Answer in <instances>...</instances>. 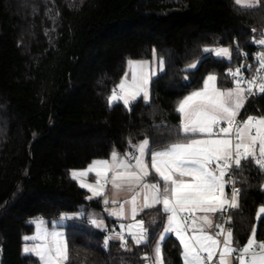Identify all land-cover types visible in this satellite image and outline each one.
Wrapping results in <instances>:
<instances>
[{
    "label": "trees",
    "instance_id": "16d2710c",
    "mask_svg": "<svg viewBox=\"0 0 264 264\" xmlns=\"http://www.w3.org/2000/svg\"><path fill=\"white\" fill-rule=\"evenodd\" d=\"M261 34L264 0L256 9L238 7L234 0H0L3 263L39 264L23 253V237L35 231L33 221L101 209L100 199H86L90 193L71 171L110 158L113 148L121 155L133 153L132 145L145 138L153 150L174 141L175 135L165 129L158 133L153 125L163 123L174 131L180 122L178 102L202 87L209 74L217 76L221 88L232 87L227 70L246 63L242 50L252 52ZM218 46L230 47L231 61L203 53ZM153 50L165 60V70L151 80L150 101L137 99L131 111L122 101L110 107L108 97L125 76L128 61L153 60ZM201 60L197 69L187 70ZM243 115H264V95ZM244 164L243 171H235L240 208L230 211L240 247L254 225L257 240L264 241V214L256 219L264 206V171L254 162ZM85 217L63 226L70 264H149L165 221L159 208L145 210L139 219L154 235L147 246L126 238L131 251H125L119 241L105 250V231ZM161 247L164 264H183L173 235Z\"/></svg>",
    "mask_w": 264,
    "mask_h": 264
},
{
    "label": "snow or ice",
    "instance_id": "6c2138e0",
    "mask_svg": "<svg viewBox=\"0 0 264 264\" xmlns=\"http://www.w3.org/2000/svg\"><path fill=\"white\" fill-rule=\"evenodd\" d=\"M234 3L241 8L256 9L261 0H234ZM254 43L264 46V34L254 38ZM203 53L213 54L218 60L232 59V51L226 47H205ZM153 55L155 58V50ZM208 58V55L204 56V59ZM256 61L259 67L251 78H246L241 71L245 65L235 70L229 68L228 75L234 87H217V76L209 74L202 88L180 100L175 109L180 122L174 131L163 123L153 125L158 133L165 129L168 136H176L174 141L164 144L159 150L151 149L149 139L145 138L132 145L134 153L121 156L113 148L110 159L94 160L86 170L71 171L72 179L91 194L86 199L103 198L104 211L109 216L128 218L130 215L133 221L128 225L121 224L120 232L104 237L102 247L105 250L110 248V242L119 241L122 249L131 251L125 231L136 245L147 246L150 235L154 233L150 234L144 220L136 217L144 209L160 205L163 214L167 215V225L164 235L155 245L153 264H164L161 245L169 233L175 234L182 247L183 264H264V241L257 240L256 226L252 227L251 235L240 247L239 241L234 240L230 214V210L240 208L241 196V189L235 187L230 174L243 171L244 162H254L259 170L264 171V115H250L245 120H237L250 96L264 94V75H261L264 72V52L256 55ZM197 63H203V60ZM197 63L188 65L187 70L197 69ZM128 66V72L108 97V105L111 107L122 101L131 111V105L139 97L145 103L150 101L149 85L156 70L147 61L129 60ZM164 69L165 60L160 58L158 71L163 72ZM149 154L150 165L145 159ZM153 172L159 179L149 183L148 178ZM89 173L95 174V183H86L83 179ZM226 176L229 179L226 180ZM109 184L111 196L107 195ZM226 184L233 185L230 196L225 192ZM122 193L131 196L120 203ZM110 203L119 204V207L109 208ZM126 205L129 206L127 212ZM261 214H264V206L256 214L258 222L262 219ZM217 215L222 223H214L213 217ZM82 217H85L84 212L64 213L59 223ZM85 218L90 226L106 230L99 214L88 213ZM32 223L36 232L23 237V253L37 257L39 264H70L69 241L65 232L55 227L49 230L42 219ZM144 259L149 258L146 256Z\"/></svg>",
    "mask_w": 264,
    "mask_h": 264
},
{
    "label": "crops",
    "instance_id": "0c3cea01",
    "mask_svg": "<svg viewBox=\"0 0 264 264\" xmlns=\"http://www.w3.org/2000/svg\"><path fill=\"white\" fill-rule=\"evenodd\" d=\"M135 61H143V60H135ZM147 61V60H146ZM158 58L157 57H155L153 60H148L147 62H148V65L152 68V69H154V70H156V75L155 76H157V75H159L160 73H162V72H159L158 71ZM128 70H129V66H128V69H127V71L126 72H128ZM165 70V69H164ZM164 72V71H163ZM129 76H130V73H129ZM155 76H153V77H155ZM152 77V78H153ZM152 80V79H151ZM150 83H151V81H150ZM216 83H217V87H219V88H221L220 86H219V84H218V79H217V81H216ZM235 85H233L232 87H234ZM231 88V87H230ZM223 89V88H222ZM139 99V98H138ZM247 103V102H246ZM246 103H245V107H246ZM245 107L243 108V109H241V114L243 113V111L245 110ZM240 114V115H241ZM239 115V116H240ZM238 116V117H239ZM248 116H250V115H246V118L248 117ZM251 116H253V115H251ZM237 117V118H238ZM224 126H226V125H224ZM134 153V152H133ZM121 156H123V155H121ZM108 159H110V158H108ZM145 159L149 162V165H150V154L149 155H147L146 157H145ZM133 163H134V161H132ZM88 167H86V168H84V169H76V170H86ZM84 180H85V182L86 183H95V180H96V177H95V174L94 173H89V175L86 177V178H83ZM159 178L158 177H156L155 176V174H154V172L152 173V176H150L149 178H148V181L147 182H149V183H153V182H156L157 180H158ZM227 179H229V177H227L226 176V180ZM77 181V180H76ZM228 189H229V184H226V186H225V192H226V194H227V192H228ZM263 189H264V185H263ZM111 191H112V189H111V185L109 184L108 185V190H107V195H109V196H111ZM91 195V194H90ZM130 196H131V194H127V193H122L121 194V196H120V203H123L124 202V200L125 199H130ZM94 199H100V201H101V204H102V208L101 209H99V210H93V211H90V212H88V213H96V214H99L102 218H103V220H104V224H105V226H106V230H104V231H107V230H113V231H116V230H118V229H121V224H124V225H128V224H131V223H133V221H132V219H131V217H130V215L128 216V218H117L116 216H109L108 215V213L107 212H105L104 211V208H105V205L103 204V198H94ZM108 207L109 208H118L119 207V204H116V205H113V204H109L108 205ZM156 208H159L161 211H162V206H160V205H158ZM125 210H126V212L129 210V206L128 205H126L125 206ZM145 210H147V209H144V211ZM143 211V212H144ZM143 212H140L138 215H137V217H136V219L137 220H140L139 219V216H140V214L141 213H143ZM87 213V214H88ZM87 214H85L86 216H87ZM261 215H263V214H261ZM107 219H109L110 221H112L111 223H108V220ZM43 221H45V223H46V226L49 228V230H52L53 229V227H55L57 230H59V231H63V232H65V229H64V225L69 221V220H66V221H63L62 223H59V221H60V219L59 220H57V221H53V222H50V221H48V220H46V219H42ZM213 220H214V223H219V221H220V217H219V215H217V216H214L213 217ZM167 225V215L165 214V221H164V225H163V229H162V231H161V233L162 232H164V227ZM218 229H216L215 231H217ZM210 232L211 231H213V230H209ZM35 232H36V229H35V231L32 233V234H28V235H25V236H32V235H34L35 234ZM66 234V233H65ZM125 234L126 235H128L127 234V231H125ZM166 235H173L174 237H175V234L174 233H169V234H166ZM24 236V237H25ZM176 238V237H175ZM23 241H24V239H23ZM28 243H31V241H29ZM24 244H25V241H24ZM24 244H23V247H24ZM237 264H238V262H237Z\"/></svg>",
    "mask_w": 264,
    "mask_h": 264
},
{
    "label": "built area",
    "instance_id": "2783aa9c",
    "mask_svg": "<svg viewBox=\"0 0 264 264\" xmlns=\"http://www.w3.org/2000/svg\"><path fill=\"white\" fill-rule=\"evenodd\" d=\"M253 45L255 46V49H254L252 52H247V51H243V50H242V52H241L242 57L244 58V60H246V63H242V64H241V65H245V67L242 68L241 71L243 72V74H244V76H245L246 78H251V76H252L253 74H255L256 69L259 67V65H258V63H257V61H256V55H257L258 53H260V52H264V46L257 45L256 43H254V41H253ZM247 60H248V61H247ZM249 65H251L252 67L249 68V67H248ZM239 66H240V65H238V66H234V67H230V68H232L233 70H235V68H236V67H239ZM228 70H229V69H228ZM228 70H227V75H228ZM261 75H264V72H261ZM228 76H229V75H228ZM229 78L231 79L230 76H229ZM231 80H232V79H231ZM116 90H117V92L119 91L118 88H117ZM262 95H264V94H256V95L250 96V97L248 98V101H247V103H246V107H245V108H247V106L249 105V103H251L253 100H255L256 98H258V97H260V96H262ZM245 119H247V118H246V116L243 115V113L237 118V120H241V121H242V120H245ZM230 175H231V179L235 180V187L238 188L236 172L234 171V172H232ZM232 186H233V185L229 184V189H228V192H227V195H229V196H230V194H231ZM230 211H231V210H230ZM225 219H226V216H225ZM222 222H223V220L220 218L219 223H222ZM225 227H228V225L225 224ZM120 231H121V229H118V230H116V231H113V230H107V231H105V234H106V235H109V234L112 233V232H117V233H118V232H120ZM217 231H218V230H217ZM124 234H125V233H124ZM125 237H126V238H130V236H128V235H126V234H125ZM221 239H222V237H221ZM150 259H151V260H150V263H149V264H153L152 256H151ZM0 264H4V263H3V255H2V254H0Z\"/></svg>",
    "mask_w": 264,
    "mask_h": 264
},
{
    "label": "rangeland",
    "instance_id": "374dc122",
    "mask_svg": "<svg viewBox=\"0 0 264 264\" xmlns=\"http://www.w3.org/2000/svg\"><path fill=\"white\" fill-rule=\"evenodd\" d=\"M220 47L230 48L229 46H218V47H215V48H220ZM195 63H197V62H195ZM198 65H199V63H197V66H198ZM214 75H215V74H214ZM206 78H207V76H206ZM206 78H205V79H206ZM205 79H204V80H205ZM203 82H204V81H203ZM202 87H203V85H202ZM202 87H200V88H202ZM200 88L194 89L193 91L199 90ZM193 91H192V92H193ZM190 93H191V92H190ZM190 93H189V94H190ZM186 96H187V95H186ZM139 98H141V97H139ZM150 98H151V97H150ZM161 235H164V232H162V233L160 234V236H161ZM160 236H159V238H160ZM166 236H168V235H166ZM158 240H159V239H158ZM154 248H155V246H154ZM153 256H154V249H153L152 259H153ZM162 258H163V257H162ZM150 260H151V259H149V263H150Z\"/></svg>",
    "mask_w": 264,
    "mask_h": 264
}]
</instances>
